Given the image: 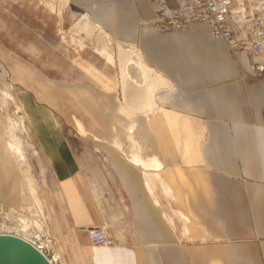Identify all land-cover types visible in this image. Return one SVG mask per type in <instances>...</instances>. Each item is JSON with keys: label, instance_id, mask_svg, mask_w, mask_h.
<instances>
[{"label": "crops", "instance_id": "0c3cea01", "mask_svg": "<svg viewBox=\"0 0 264 264\" xmlns=\"http://www.w3.org/2000/svg\"><path fill=\"white\" fill-rule=\"evenodd\" d=\"M155 1L58 0L114 40L137 46L140 57L133 60L147 68L138 74L150 86L138 109L162 107L154 126L172 128L178 146L148 150L163 138L140 132L137 141L97 137L98 146L110 145L88 152L65 124L34 119L63 208L51 217L50 200L43 204L51 231L34 242L51 264H264V80L249 76V49L236 53L203 22L178 32L143 26ZM88 159L106 160L108 177L100 167L88 171ZM20 171L0 145V211L11 220L0 233L31 239L41 230L35 223L24 228L29 199ZM92 226L105 227L120 244H91Z\"/></svg>", "mask_w": 264, "mask_h": 264}, {"label": "rangeland", "instance_id": "374dc122", "mask_svg": "<svg viewBox=\"0 0 264 264\" xmlns=\"http://www.w3.org/2000/svg\"><path fill=\"white\" fill-rule=\"evenodd\" d=\"M135 46L114 40L80 9L61 7L58 0H0V145L12 152L23 174L21 190L29 199L23 207L25 230L35 223L47 237L51 225L43 204L49 200L51 217L63 213L34 119L49 116L65 124L66 131L84 138L88 152L108 144L98 146L97 137L128 135L137 141L140 132L163 138L148 150L177 148L172 128L154 126L162 107L138 109L150 86L138 74L147 68L134 62ZM122 119L132 126L120 125ZM105 161L88 159V171L100 167L108 177ZM38 217L45 222L34 220Z\"/></svg>", "mask_w": 264, "mask_h": 264}, {"label": "built area", "instance_id": "2783aa9c", "mask_svg": "<svg viewBox=\"0 0 264 264\" xmlns=\"http://www.w3.org/2000/svg\"><path fill=\"white\" fill-rule=\"evenodd\" d=\"M194 22L205 23L214 38L227 41L236 53L249 49V76L264 80V0H174L171 4L156 0L154 16L141 21L160 32L184 31ZM10 222L8 211H0V232ZM88 235L95 246L120 244L105 227L92 226ZM41 236L44 235L32 233L27 240L35 244L34 240Z\"/></svg>", "mask_w": 264, "mask_h": 264}, {"label": "water", "instance_id": "95a60500", "mask_svg": "<svg viewBox=\"0 0 264 264\" xmlns=\"http://www.w3.org/2000/svg\"><path fill=\"white\" fill-rule=\"evenodd\" d=\"M0 264H51L35 244L15 234L0 233Z\"/></svg>", "mask_w": 264, "mask_h": 264}, {"label": "bare ground", "instance_id": "6f19581e", "mask_svg": "<svg viewBox=\"0 0 264 264\" xmlns=\"http://www.w3.org/2000/svg\"><path fill=\"white\" fill-rule=\"evenodd\" d=\"M136 47V46H135ZM136 49H137V47H136ZM136 49H133V50H131V51H133V52H135V54H134V58H135V60L137 61L138 60V57H137V54H138V56H139V52H138V50H136ZM137 57V58H136ZM140 57V56H139Z\"/></svg>", "mask_w": 264, "mask_h": 264}]
</instances>
